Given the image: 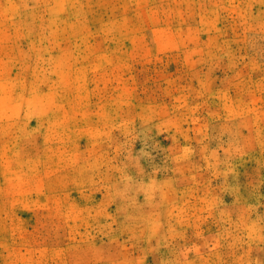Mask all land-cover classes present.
I'll return each instance as SVG.
<instances>
[{"label": "rangeland", "instance_id": "374dc122", "mask_svg": "<svg viewBox=\"0 0 264 264\" xmlns=\"http://www.w3.org/2000/svg\"><path fill=\"white\" fill-rule=\"evenodd\" d=\"M0 264H264V0H0Z\"/></svg>", "mask_w": 264, "mask_h": 264}]
</instances>
